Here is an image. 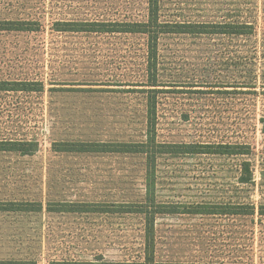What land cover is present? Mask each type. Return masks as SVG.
<instances>
[{"label":"rangeland","instance_id":"1","mask_svg":"<svg viewBox=\"0 0 264 264\" xmlns=\"http://www.w3.org/2000/svg\"><path fill=\"white\" fill-rule=\"evenodd\" d=\"M149 0H0V23L39 20L40 32L0 30V81H43V92L0 91V202H41L40 212L0 211V260L138 262L144 259V154L60 153L67 141L148 143L147 37L56 30V22H145ZM162 21L254 23L264 39V0H160ZM246 37H160L158 143H248L253 155L159 154L154 197L179 211L253 205L254 214L156 215L163 264H264V55ZM249 46V45H248ZM244 62L245 68H241ZM241 75L254 90H239ZM251 91V92H245ZM243 121L251 127L237 129ZM148 149L157 150L151 145ZM251 161L254 181L243 176ZM91 203L104 211H50ZM137 209V208H136Z\"/></svg>","mask_w":264,"mask_h":264},{"label":"trees","instance_id":"2","mask_svg":"<svg viewBox=\"0 0 264 264\" xmlns=\"http://www.w3.org/2000/svg\"><path fill=\"white\" fill-rule=\"evenodd\" d=\"M148 19L145 22H56L58 31L71 32H95V33H132L143 34L147 37V81L146 89H142L147 94V130L150 135L148 143H115V142H83V141H65L54 143V151L60 153H123V154H144L147 160L146 176V196L144 203L131 204L135 207L127 209L129 212H137L145 215V248L144 259L138 262H102L101 264H163L156 259V215L174 214V213H193V214H254L256 208L253 205H199L190 211H179L178 207L169 204H157L154 191L156 182V163L159 154H216L227 156H252L253 148L248 143H218V144H194V143H158L156 141V132L158 126V93L162 90L163 82L160 80L159 62H160V37L166 34H192L196 36H230L246 37L249 39V46L244 44L240 49L241 53L252 51L255 54L262 52L264 55V39L258 44L252 43L251 39L257 35V28L254 23L247 22H223V23H172L162 21L160 18V0H149ZM42 23L39 20H15L0 23V30H12L18 32H40ZM241 68H245L244 62ZM258 83L255 77H245L241 75V81L235 83L234 88L239 90H254ZM264 88V82L262 83ZM45 85L43 81L16 80L12 82L0 81V91L16 92H43ZM251 92V91H245ZM239 132L243 127H251L243 121L236 123ZM25 143L36 146L32 150H37L36 142H9L3 145L1 150L16 152H25ZM151 145L157 150L148 149ZM243 176H247L250 182L254 181L255 172L252 169L251 161L245 160L242 163ZM59 207L50 205L48 210L54 211H104L102 207L91 203H60ZM137 208V209H136ZM43 210L41 202L34 201H16L4 204L0 202V211L16 212H40ZM262 215H264V205L261 206ZM0 264H38L36 260L29 259H11L0 260ZM51 264H95L84 261H52ZM184 264V263H171Z\"/></svg>","mask_w":264,"mask_h":264}]
</instances>
